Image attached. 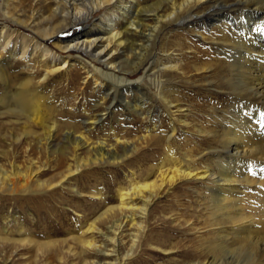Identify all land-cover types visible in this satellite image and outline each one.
I'll return each mask as SVG.
<instances>
[{"label": "rangeland", "instance_id": "obj_1", "mask_svg": "<svg viewBox=\"0 0 264 264\" xmlns=\"http://www.w3.org/2000/svg\"><path fill=\"white\" fill-rule=\"evenodd\" d=\"M159 1L162 0H140L139 4L137 3L138 8L137 5L134 8L140 11L148 9L149 6L155 8L153 5ZM245 1L228 0L229 4L220 8L223 13L238 20L240 16L257 10V7H254L251 11L240 13V10L246 8ZM43 2L45 1L13 0L9 6V13L14 18L19 17L25 22H30L29 18L33 17L31 29L15 25L2 6L3 0H0V23L19 30L18 34L29 35L39 41L33 27L47 24L44 18L48 16V8ZM84 2L83 0V4ZM123 2V5H126L129 0ZM159 4L161 9L166 11L160 14H168L169 3L163 0ZM117 10L111 5L101 7L87 25L60 32V40L64 41L68 35L75 36L83 30H88L97 20L105 21L107 17L119 16ZM153 13H147V24L150 26L153 25V20L149 15ZM191 13L192 9L189 7L179 12L171 21L162 24L150 43L146 60L134 74H130L132 67L129 64L123 66L122 72L118 69L108 71L89 56L77 52L61 53L53 46L52 41H44L42 44L47 42L53 53L64 57L69 55L71 64L42 81L51 64L38 50H34V40V43L28 44V51L22 59L20 55L12 59L8 57L9 54L0 52V64L7 66V69L12 68L9 72L13 73V76H18L21 70H25L31 72L36 84L38 82L47 85L46 95L56 109L54 126L57 127L58 139L61 133L69 131L74 135L82 133L89 140L88 143L105 141L112 145L115 139H137L147 130L144 129L145 126L154 130V133H148L151 135L144 142L137 144L136 153L123 155L117 148L118 156L122 157V162L119 161L121 163L114 164L111 159L93 165L84 151L74 153L72 149H68L69 146L64 150V146L58 143H54L46 153L36 150L35 142L29 143L30 138L23 134L24 127L20 123H10L7 117H0L1 167L12 176L20 169L23 174L27 170V174L34 177L38 171L35 168L42 167L45 163L47 165L40 170L36 178L28 180L25 186H21L17 179L12 190L8 186H0V234H4L5 227H8L11 237H18L19 233L23 232L37 238V243L41 244L34 249L30 246H11L10 243L0 242V263L79 264V257L70 251H79L77 242L73 240V237L77 236L79 225L85 229L88 223L100 217L108 207L116 205L117 193L127 188L130 180L133 181L131 175L134 181H141L150 167H157L161 159L165 157L163 160H167L169 155H174L177 160L190 161L192 167L198 169L195 173H202L207 169L210 172L214 169L217 175L219 161L222 158L227 160L232 150V147L226 148V145H222L225 143L224 133L235 124L237 116L245 115V123L255 121L253 124L258 129H254V132L261 134L258 136L259 141H262V138L264 142V107L261 108L264 101L253 104L247 98L235 97L236 94L246 93L242 86L234 90L226 83L229 71H234L237 65H219L221 69L215 62V53L220 48L218 43L216 44L217 33L211 26L213 21L210 18L214 12L206 18L200 14L201 18L194 19L193 23L190 22L191 26H188L184 18L190 17ZM118 22L115 25L117 30L123 23L121 18ZM53 25L54 22L50 21V26ZM117 53L116 55L119 54ZM118 56L117 61L121 63L125 57L130 58V55ZM6 62L10 64L7 65ZM179 65L185 69L186 76L174 70V67ZM194 65L206 69L194 72ZM155 66L159 68L154 69ZM87 70L98 76L96 85L87 75ZM196 73L200 75L197 76ZM0 83V98L9 100L18 84L13 82L16 84L15 88L8 89V85ZM129 87L130 91L125 90ZM246 94L250 100H254V95ZM134 104L141 108L138 114L133 111ZM108 108L109 110H106ZM95 116L101 118V123L90 127L89 123ZM259 122H262L263 126L260 132ZM88 128L91 130L87 131ZM34 130L39 132L38 129ZM254 132L251 131V134ZM168 138L170 140L167 141ZM251 159L248 173L255 184L246 191L249 196H253L252 205L259 210L264 205V161L254 158L253 164ZM184 166L182 163L181 167ZM154 173H158L157 169ZM35 180H38L39 184H46L37 187ZM193 180L177 179L173 184H165L162 187L149 206L147 219L143 224L146 228L140 233L133 250L130 248L129 238H125L119 249L116 264H202L208 257L213 256L217 264H259L264 261L262 251L259 253V243L252 250L254 255L244 251L235 254V258L228 254L224 261H221L227 254L223 249L211 254L213 244L219 237L217 231L214 234V230L219 227L210 225L212 222L207 217L204 205L197 200L198 194L203 192V187ZM47 184L51 187L45 188ZM92 191H96L99 197L91 196ZM211 211L213 212L212 209ZM110 217L98 223V228L104 233L110 226V221L117 219L112 220V216ZM48 237L58 242L56 247L46 249L42 245ZM96 241L99 243L100 238ZM128 250H132V254L126 258Z\"/></svg>", "mask_w": 264, "mask_h": 264}, {"label": "bare ground", "instance_id": "obj_2", "mask_svg": "<svg viewBox=\"0 0 264 264\" xmlns=\"http://www.w3.org/2000/svg\"><path fill=\"white\" fill-rule=\"evenodd\" d=\"M43 1H45L43 3H46L48 8V16L44 18L47 24H39L33 27L40 42L35 41L29 35L18 34L19 30L11 29L8 25L0 23V52L9 54L8 57L12 59L18 58V55H20L19 57L22 59L28 51V44L34 40V50H38L42 57L50 60L48 63L51 65L45 71L42 81L71 64L69 55L66 57L61 54L57 55L49 49L46 44L49 41H52L53 46L61 53L77 52L81 55L89 56L93 61L107 68L108 71L118 69V71L122 72L123 66L129 64L132 67L130 74H134L138 71L140 64L146 60L150 43L157 32L160 31L162 24L171 21L179 12L191 7L192 16L184 18L188 26H191L190 22L193 23L194 19L206 18L207 15L211 16L210 13L214 12V15L210 18L213 21L211 26L217 33L216 44L218 43L220 48L215 53V62L219 68L229 65V63L236 64V69L229 71V78L226 79V83L234 90L242 86L246 93L254 95V100L252 98L250 100L249 95L247 96L246 93L236 94L235 97L247 98L253 104L258 101L261 102V100L264 101V0H246L244 2L246 8L240 10V13L251 8L254 9V7H257V10H250L251 12L240 16L238 20L223 13V9L220 8L226 7L229 4L228 0L227 4L226 0H164L169 3L170 11L168 14H160V12H166L161 9L159 4L163 0L155 3L153 5L155 8L149 6L147 7L148 9L143 11L134 8L135 5L138 8V1L140 0H129L126 5H123L125 3L123 0H120V2L117 0H84L86 2L84 4L83 0ZM115 1L119 3H116L117 7L114 4ZM11 3H13V0H3L2 3L7 16L13 20L15 25H23L32 29L31 23L33 21L31 19L33 17L29 18L30 22L27 21L28 23L19 17L14 18L9 13ZM110 5L118 9L119 16L107 17L105 21L97 20L88 30H83L75 36L68 35V37L64 38V41L60 40V32L75 26L87 25L101 7ZM150 12H154L153 15H149L153 20L152 26L147 24V13ZM120 18L123 23L117 30L115 25ZM50 21L54 22L53 26H50ZM105 23L108 24L106 25ZM139 38L140 40H138ZM44 41H47L45 45L42 44ZM18 42L20 43L19 47L17 46ZM117 52L122 54V57L123 55H130V58L125 57L123 59L124 62L121 63L117 61L119 59ZM6 64L9 65L10 63L6 62ZM83 66L85 69L87 68L86 65ZM6 67L0 64V82L4 86L8 85L6 88H15L14 86L18 85L12 95L9 96V100H3V97L0 98V117H7L10 123H20L24 127L23 134L30 138L28 139L30 144L35 142L36 150L38 151L46 153L48 149L53 147L54 143H58V145L64 146V150L69 146L68 149H72L74 153L84 151L93 165L97 162L111 159H113L114 164H117L122 162V157L117 154L118 149L121 150L120 152L123 155L129 152V155L136 153L138 150L137 144L144 142L154 133L153 128L145 126L144 129L147 130L137 139H115V143L112 145L107 144L105 141L88 143L89 140L82 133L74 135L69 131H61L63 134L61 133L58 139L57 127L54 126L56 124V109L46 95L47 85H41L38 82L36 84L35 79L30 74L31 72L21 70L20 75L13 76V73L9 72L12 68L9 67L10 69H7ZM193 67L194 72L206 69H201L195 65ZM174 70L178 71L180 75L186 76L185 69L182 66L174 67ZM86 73L96 85L99 80L98 76L90 70H87ZM196 75L200 74L196 73ZM13 82H16V84ZM162 85L165 87L164 83ZM125 90L130 91L131 87ZM104 95L107 98V95ZM124 103L129 104V102ZM135 105H133V111L138 114L141 108H137L138 105L136 107ZM263 107L264 104L261 108ZM106 110H109V108ZM259 115L263 116L260 113ZM244 116H237L238 122L236 119L235 124L224 133L225 143L223 142L222 145H226V148L232 147V150L227 160L222 158L219 161L220 165L217 168V175L214 173V169L213 171L210 170V172L207 169L205 172L195 173L198 172V169L193 168L190 161L186 159L177 160L174 155H169L167 160H163L165 157L161 159L157 167H150L149 172L143 176L141 181H134L133 175H131L133 181L130 180L128 187L117 193L116 205L108 207L100 217L98 216L93 222L88 223L85 229L79 225L80 227L76 231L77 236L73 237V240L77 242L79 251L70 250L79 257V264H116L123 240L129 238L130 248H134L133 246L138 241L140 233L146 228L143 224L147 219V211L151 202L157 197L165 184H173L177 179H194L193 182L200 183L203 187V192L198 194L197 200L204 205L207 217L212 222L210 225L216 226V228L219 227L218 229L214 227L216 229L214 234L217 231L219 237H217L218 241L213 244L214 247L211 249V254L218 253L223 249L224 253L227 254L222 257L221 261H224L228 254L234 257L235 254L244 251L254 255L255 253H252V250L259 243V253L262 251L261 254L264 255V205L261 204L262 208L256 209L252 205L253 196H249L248 191H246L248 187L252 188V185L255 184L248 173L251 168L250 159L256 158L255 160L264 161V142L262 138V141H259L260 137L258 138V136L261 134L257 135L254 132V129L256 131L258 129L253 124L255 121L253 123L250 122L251 124L245 123ZM93 119H90V127L100 125L101 118L95 116ZM261 124L262 122H259V132L263 129ZM34 129H38L39 132ZM89 130L91 129L88 128L87 131ZM251 131L254 133L251 134ZM150 132L151 134H148ZM14 140L16 139L14 138ZM168 140L170 139L168 138ZM182 163L185 164L184 167H181ZM166 166H168L167 169H164ZM46 167L45 163L42 167L35 168L38 170L36 176L33 177L31 175L30 177V174L26 172L27 170L23 174V172L19 171L20 169H17L16 175L12 176L0 165V186L5 188L8 186L12 190L16 179L22 184L21 186H25L28 180L36 178L40 170ZM155 169L158 171L157 174L154 173ZM77 170L78 168L75 171ZM203 179L206 180L203 181ZM35 184L40 187L46 183L39 184L38 180H35ZM47 187L51 186L47 184L45 188ZM90 195L99 197L96 191L90 192ZM110 216H112V220L117 219L110 221V226L105 229L104 233L103 230L98 228V223L105 218L109 219ZM9 233L8 227H5V233L0 234L1 243H10L11 246H30L34 249L41 245L37 243V238L31 237L26 233H19L18 237H11L12 235ZM97 238H100L99 243L96 241ZM44 241L45 243L42 245L46 249L56 247L58 243L49 237L45 238ZM261 247H263L262 250L260 249ZM129 250L126 251V258L132 254L131 251L133 249ZM89 258L91 259L89 260ZM0 264H6V262ZM202 264L217 263L213 256L212 258L208 257ZM259 264H264V261Z\"/></svg>", "mask_w": 264, "mask_h": 264}]
</instances>
